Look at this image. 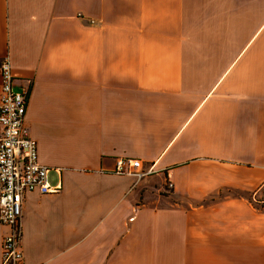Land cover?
<instances>
[{
	"label": "crops",
	"instance_id": "obj_1",
	"mask_svg": "<svg viewBox=\"0 0 264 264\" xmlns=\"http://www.w3.org/2000/svg\"><path fill=\"white\" fill-rule=\"evenodd\" d=\"M5 58L59 189L24 264H264V0H0Z\"/></svg>",
	"mask_w": 264,
	"mask_h": 264
},
{
	"label": "built area",
	"instance_id": "obj_2",
	"mask_svg": "<svg viewBox=\"0 0 264 264\" xmlns=\"http://www.w3.org/2000/svg\"><path fill=\"white\" fill-rule=\"evenodd\" d=\"M0 222L8 228L2 242V264H24L23 205L31 192H58L48 180L49 168L39 162L38 145L26 127L29 89L16 91L9 58L0 64ZM140 160L120 158L116 173L138 181L152 173ZM172 188V184H168Z\"/></svg>",
	"mask_w": 264,
	"mask_h": 264
},
{
	"label": "rangeland",
	"instance_id": "obj_3",
	"mask_svg": "<svg viewBox=\"0 0 264 264\" xmlns=\"http://www.w3.org/2000/svg\"><path fill=\"white\" fill-rule=\"evenodd\" d=\"M257 199H264V194L263 193H260L257 195L256 197Z\"/></svg>",
	"mask_w": 264,
	"mask_h": 264
},
{
	"label": "trees",
	"instance_id": "obj_4",
	"mask_svg": "<svg viewBox=\"0 0 264 264\" xmlns=\"http://www.w3.org/2000/svg\"><path fill=\"white\" fill-rule=\"evenodd\" d=\"M262 191H263L262 193L264 194V190H262ZM259 201H264V200H259Z\"/></svg>",
	"mask_w": 264,
	"mask_h": 264
}]
</instances>
